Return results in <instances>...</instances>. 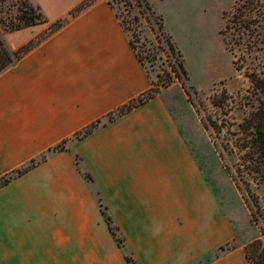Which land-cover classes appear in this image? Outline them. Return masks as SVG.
<instances>
[{"label":"crops","instance_id":"1","mask_svg":"<svg viewBox=\"0 0 264 264\" xmlns=\"http://www.w3.org/2000/svg\"><path fill=\"white\" fill-rule=\"evenodd\" d=\"M32 1L47 22L4 33L11 50L81 2ZM151 85L106 0L0 72V264H127L96 202L135 264H197L233 239L162 98L118 114ZM206 264L249 263L235 247Z\"/></svg>","mask_w":264,"mask_h":264},{"label":"rangeland","instance_id":"2","mask_svg":"<svg viewBox=\"0 0 264 264\" xmlns=\"http://www.w3.org/2000/svg\"><path fill=\"white\" fill-rule=\"evenodd\" d=\"M146 1L151 10L146 9L145 17L139 15V7L113 0L151 78L146 96H159L166 104L234 234L232 240L197 260L206 264L264 237V159L245 146L244 128L251 111L264 110V18L258 10L252 18L242 16L238 22L239 10L260 9L264 0ZM134 15L138 16L133 20ZM63 148L60 144L56 150ZM78 158L76 153V164ZM82 175L91 180L86 172ZM96 205L109 218L103 204ZM109 223L126 263L135 264L123 235L110 218Z\"/></svg>","mask_w":264,"mask_h":264},{"label":"trees","instance_id":"3","mask_svg":"<svg viewBox=\"0 0 264 264\" xmlns=\"http://www.w3.org/2000/svg\"><path fill=\"white\" fill-rule=\"evenodd\" d=\"M96 1L97 0H82L73 9L69 11V14L67 16L57 18L53 22L49 23L46 29L41 34L32 38L27 43L19 46L17 49L11 50L6 44L4 33L18 30L27 26L47 22V18L42 12L40 6L34 4L32 0H0V72H2L4 69L9 67L17 59L22 57L26 52H28L32 47H34L40 41H42L43 39L51 35L53 32L61 28L71 17L76 16L77 14H79L81 11H83L84 9H86L88 6L92 5ZM122 1L129 3L130 6L133 5L139 7L140 16L144 14L146 17L149 13V10H151L146 0H122ZM107 2L111 5V7L114 8L113 0H108ZM260 7H261L260 9H256V8H252L251 6V7H247L245 11L242 9L239 10L238 18L240 19H238V22H241L242 16L245 17V19L252 18L254 16L253 12L258 10H261L262 13L260 16L264 18V5H260ZM236 8L239 9L238 6ZM146 9L148 13H146ZM115 14L119 17L116 10H115ZM137 16L138 15H134L132 19L133 20L136 19ZM262 21L264 23V19ZM227 25L228 22H226V27ZM221 33L225 38L224 29L221 30ZM167 45L171 51L174 50L173 45L169 40H167ZM179 67L182 69V66L180 64ZM146 93L119 107L118 114L128 111L132 107L141 103L143 100H145L147 97L150 96V95L146 96ZM111 118L112 116L109 115V119ZM98 123L99 120L93 122L84 130L80 131L78 135L83 136L88 134L98 125ZM33 162L34 161H31L26 166L17 169L16 172L21 173L24 170L30 168L33 165ZM10 176L1 178L0 184L6 182L10 178ZM105 219L107 224L109 225L110 224L109 218L106 217ZM244 253L249 264H264V237L254 238L253 240L245 244Z\"/></svg>","mask_w":264,"mask_h":264},{"label":"flooded vegetation","instance_id":"4","mask_svg":"<svg viewBox=\"0 0 264 264\" xmlns=\"http://www.w3.org/2000/svg\"><path fill=\"white\" fill-rule=\"evenodd\" d=\"M244 122L247 134L245 146L264 159V110L258 108L251 111Z\"/></svg>","mask_w":264,"mask_h":264}]
</instances>
